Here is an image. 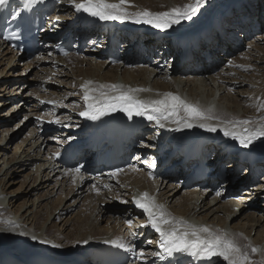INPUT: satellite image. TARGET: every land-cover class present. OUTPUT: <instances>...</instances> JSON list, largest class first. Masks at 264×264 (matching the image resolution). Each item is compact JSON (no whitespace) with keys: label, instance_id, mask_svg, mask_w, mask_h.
I'll return each mask as SVG.
<instances>
[{"label":"bare ground","instance_id":"6f19581e","mask_svg":"<svg viewBox=\"0 0 264 264\" xmlns=\"http://www.w3.org/2000/svg\"><path fill=\"white\" fill-rule=\"evenodd\" d=\"M54 1L56 5L51 9H54L53 13L59 17V20L53 26L52 33L63 36L68 33L75 35L74 52L82 46L84 48L77 56L73 52L60 57L51 50V44L55 39L49 38L47 41L46 37H43L42 40L48 43L29 61V65L33 60L45 64L49 71L47 78L39 81L40 84L36 86L37 94L32 92L34 88L29 84L30 82L24 83L15 90L27 91L21 97V101L23 104H28L26 109L29 114L25 115L32 119L30 122L33 126L29 127L26 136L16 143L10 155L3 151L6 147H0V260L16 250L27 255L33 251L32 248L37 247L43 251L49 249L64 259L83 257V261L78 264H95L92 262L89 250H84L83 246L91 240L107 239L116 244L131 245L136 253H144V256L140 257L125 249L133 258L131 264H151L156 261L155 257L161 248L160 236L148 223L147 215L143 210L136 212L134 206L135 199L142 193L148 192L176 221L207 226L214 233L227 235L248 253L249 264H264V175L257 179V183H252L251 175L244 176V174L237 177V171L228 172L220 180L215 175L208 187L185 188L181 186L182 180H177L180 172L175 177L153 179L151 177L153 167L147 164L159 154L157 150L167 145L168 139L177 134H185L188 138L210 136L217 142L208 152L215 151L217 147L222 154V147L218 141L231 138L224 136L221 131L224 124L244 120L253 122L252 125L235 123L234 130L239 132L242 127H253L264 120V109L257 110V105L264 102V34H261V29L264 27V0H258V7L253 5V10L250 8L249 12L243 11L249 15V21L243 25L241 34L234 35L237 38L241 37L242 41H238L242 45L233 47L228 38L218 34L219 44L212 43L207 46V51L211 54L208 62L202 61L191 52H185L187 62L179 60L178 64L168 72L165 65L170 58L166 56V49L171 42L176 37L194 36L205 30L208 26L206 17L210 7L212 6L213 10L219 7L217 13L219 14L223 5L227 3L226 6H229L233 0H205L192 20L181 21L166 30L154 28L149 24L136 23L131 19L101 21L91 16L89 18L95 19L100 25L90 28L81 27L79 18L87 13H77L69 0ZM191 2L192 0H131L133 7H129L128 10L137 12L147 9L153 13L166 12L173 7ZM231 13L232 11L229 14ZM239 18L238 21L244 20L243 16ZM229 22L232 27H241L237 21ZM253 23L260 29L257 27L247 30L246 27L252 26ZM118 24L125 26L127 31H135L141 35L138 44L122 46L120 63L110 64L102 59L101 55L104 53L92 47L94 40L90 39L86 45L81 43L82 34L91 37L102 33L101 27L103 29L112 25L116 27ZM155 33L163 36L164 43L153 41L152 35ZM124 34L129 35V33ZM249 35L250 39L243 41L244 36ZM116 36L122 42H132L128 39L129 36L124 37L119 33H116ZM207 38L214 41L209 33ZM130 46L135 49L129 50ZM148 47L156 48V51L151 53L147 50ZM0 48L3 49L1 44ZM139 48L142 49L137 50ZM216 48L222 52V59L216 57ZM154 54H157L156 58L153 57ZM14 55L20 58L19 54L14 53ZM149 55H151L150 60ZM24 64L28 63L21 65ZM8 65H12V60L8 61ZM89 81L92 82L88 85L89 89L97 90L90 94L97 98L100 97L101 91L116 95L117 93L109 89H99V85L113 84L121 85L123 89H150L133 94L136 99L142 101L164 99L165 94L168 93L179 96L202 110L211 109L213 119L210 123L218 125L217 131L208 132L198 126L199 121L193 122V127L190 128L178 126L173 121L185 115L183 110L177 117L161 120L164 127H160L155 121L147 120L146 116H136V122L142 124L143 133L138 135L139 145L132 148V163L116 172V176H112V172L99 171L93 176L84 171L77 175L71 171L73 169L63 168L54 162L53 155L64 142L69 138H75L76 132L81 130L83 116L80 113L87 110L88 103L84 100L85 89L82 85ZM14 86L16 88V85ZM3 88L4 86H1L0 91ZM21 101H12L10 104L15 108L21 104ZM149 114L157 115L151 112V109ZM20 121L10 130L14 131L24 120ZM8 123V120L0 122V141L3 139L2 133L9 131ZM26 125L19 130H24ZM251 146L255 150L264 149V137L255 140ZM139 155H144L145 158L139 160ZM260 159L262 162L258 165L260 173H263L264 155L261 154ZM213 160L214 158H209L207 161ZM222 162L226 164L228 159ZM141 163L145 166L140 167ZM229 167L230 165L227 169ZM18 176L22 177L21 184L13 189L11 188L13 184L18 182L13 178ZM27 180V186L34 185V187L22 196L23 201L17 202L18 198L13 195L24 187L23 182L26 183ZM207 180L209 181V178ZM48 181L52 184L46 190ZM69 182H71V192L67 193L65 189ZM94 185L99 189V194L93 188ZM38 189L45 190L38 194ZM8 195L12 198H7ZM70 195L73 199L69 202ZM86 195H89L87 206L91 208V218L88 212L87 215H84L85 212L72 214L76 200L83 197L82 200L85 201ZM31 196H33L32 203L38 201L34 209L32 204L30 205L32 208L27 206L28 198ZM225 196H233L234 199L225 200ZM63 201L69 203H65L62 208L60 205ZM54 213H56L54 217L58 220L51 222L49 219ZM47 221L48 224L45 226ZM59 227L63 229L61 232ZM249 245L260 251L251 252ZM207 264H227V262L222 257H211Z\"/></svg>","mask_w":264,"mask_h":264},{"label":"snow or ice","instance_id":"6c2138e0","mask_svg":"<svg viewBox=\"0 0 264 264\" xmlns=\"http://www.w3.org/2000/svg\"><path fill=\"white\" fill-rule=\"evenodd\" d=\"M37 2L38 0H23L26 8ZM69 2L74 6L77 13H87L89 16L98 18L101 21L131 19L136 23L149 24L154 28L166 30L181 21L192 20L199 12L201 5L205 3V0H192L191 3L173 7L170 11L158 13H153L147 9L130 12L128 10L129 7H133L131 0H116V2H111V0H79V2L77 0H69ZM7 3L8 0H0V6ZM19 15V12L14 13V17ZM57 20H59V17H57ZM9 38L11 37H5V39ZM91 83L89 81L82 85L85 89L84 100L88 103L87 110L80 113V115L89 119L97 120L108 112L119 110L125 112L129 118L134 115L146 116L147 120L155 121L160 127H164L165 125L161 123V120L177 117L180 111L183 110L185 115L173 121L178 126L190 128L193 127V122L199 121V127L206 129L208 132L217 131L218 125L210 123L213 119L211 109L202 110L199 106L189 104L179 96L168 93L165 94L164 99L142 101L136 99L133 94L150 91V89H123V86L113 84L99 85V89H109L111 92L117 93L116 95H109L108 92L101 91L100 97L97 98L90 94L97 91L96 89H89L88 85ZM149 109L157 115L149 114ZM260 109H264V102L257 105V110L259 111ZM235 123L252 125L253 122L250 120L228 122L221 128L224 136L238 140L239 144L244 148H248L258 138L264 137V120L253 127H242L239 132L234 130ZM57 155L59 154L57 153ZM152 167H155V163L152 164ZM71 171L78 175L81 172V168L77 167ZM111 175L116 176L117 173L114 172ZM73 179L75 180V176ZM105 187L108 186L105 185ZM93 188L99 194V189L95 185ZM134 202L147 215V220L151 227L159 233L160 247L169 255L174 252H187L192 256L222 257L227 264H249L248 253L243 251L234 239L229 238L227 235L214 233L207 226H196L184 221H176L175 218L166 212L163 205L155 202V198L150 196L148 192L142 193ZM41 242L44 243L45 241ZM54 246L59 247V245ZM118 246L132 251L140 257L144 256L143 252L136 253L131 245L119 243ZM248 247L251 248L253 253L260 251L254 246L249 245Z\"/></svg>","mask_w":264,"mask_h":264},{"label":"rangeland","instance_id":"374dc122","mask_svg":"<svg viewBox=\"0 0 264 264\" xmlns=\"http://www.w3.org/2000/svg\"><path fill=\"white\" fill-rule=\"evenodd\" d=\"M234 1L235 0H233L232 3ZM226 4H224L222 8L226 7ZM211 7H210V10L208 11V14H207V17H206V21L207 22H208V20H209V22H211L212 19L214 20V18H212L211 16H214L215 17L217 15V13H218V10H219V7L217 8V10H213V8H211ZM209 12H211V13L209 14ZM263 15H264V13H263ZM239 19L242 20V18H239ZM254 25L255 24L253 23L252 26H247L246 29L247 30H252V29L256 28V27H254ZM263 25H264V22H263ZM258 28L260 29V27H258ZM261 30H262L261 31V34H264V27ZM1 49L2 48H0V88H1V86H4V88H3L2 91H0V122H2L4 120H8V122H9L8 123L9 124L8 127H9V131L10 132L8 131V132H3L2 133L3 139L0 141V147L1 148H5L6 147L3 151H5L7 153V155H10L12 153L13 148L15 147L16 143H18L22 138H24L26 136V134H27V131L29 130V127H32L33 126V123L30 122V120H32V119L30 117H26V115H25V114H27V115L29 114V111H27L28 109H26V107L28 106V104H23V102L21 101V97L24 94H26L27 91L26 90L24 91V90H20L19 89L18 90L19 92H18V91H15V90L19 86L22 87L24 85V83L30 82L29 84H31V87L34 88L32 90V92L35 93V94H37L36 92L38 90L37 89L38 87H36V86H38L43 79H46L47 78L46 76H48V72L49 71H48V69H47V67H46L45 64H41V63H39L36 60H33V62L31 61L32 64L30 63V65H29V61L32 60L33 57H31V58H26V57H23L22 58V57H20L19 58L17 55H14V53L11 50H9V49H7V48L6 49L3 48L2 50ZM74 55L77 56L78 54L75 53ZM9 60H12V65H8L7 66ZM22 63H28V64L21 65ZM30 66H31V68H30ZM25 68H27V69H25ZM49 78L52 79L51 77H49ZM16 83H18V84H16ZM14 85H16V88H14L15 87ZM6 87H7V89H5ZM12 101H15V102L16 101L17 102H20L21 101V104L19 106H17V107L15 106V108H14V106L11 105L12 104L11 103ZM4 103H6V105H4ZM8 109H9V112H8ZM10 117H12V119H9ZM21 119H22V121L23 120L24 121L14 131L13 130L11 131L10 129H12V127L16 123L21 122L20 121ZM9 120H11V121H9ZM25 124H27L24 127L25 129L20 131L19 130L20 127L24 126ZM0 129H1V127H0ZM4 136L6 138H4ZM42 148L44 150V146ZM0 163H1V159H0ZM32 174H33V172H32ZM13 180H16L18 182L16 183L17 185L16 184L15 185L13 184V186L11 188H13V187L16 188V187H19L18 186L19 184H21L22 177H19V176H18V178L17 177H14ZM29 180H31V179H29ZM48 182H49V185L45 188L46 190H47V188H50V186L52 184L51 181H48ZM27 183H28V180H27L26 183L23 182V184H25L24 187L21 188L18 193H16V194L14 193L13 196L14 197L16 196L15 198H18V201L17 202L23 201L22 196H24V194H26L28 191L32 190V188L34 187V185H32L31 187L27 186ZM69 183L70 184H66L68 187L65 189V192H67V193L71 192V182H69ZM45 189H38V194H39V192L42 193V191L45 190ZM54 193H55V191H54ZM56 196H57V194L54 195V198ZM9 197L12 198L11 196L8 195L7 198H9ZM85 197H86L84 199L85 201L82 200L83 197H81L79 199L80 201L79 200H76V202H75L76 206H75V209H74V211H73L72 214H74L76 212L77 213L78 212L79 213L80 212H85L84 215L85 214L87 215L89 213V216H90V209L91 208L89 206H87V204H88V200L87 199H88L89 195L88 196L86 195ZM109 198L111 199V197H109ZM72 199H73L72 198V195H70V198L68 199V201L70 202ZM32 201H33V196H31V197L28 198V205L27 206H30L32 204L33 205V209H34L35 206H37L38 201L36 200L33 203H32ZM68 201H67V203H66V201H63L64 203L62 202L61 205H60V207L63 208L64 205H65V203L66 204L69 203ZM43 203L44 202H42V204ZM81 205H82V207H81ZM84 205H86V207ZM118 206L119 205H116V207H118ZM120 206H122V205L120 204ZM29 208H32V207L30 206ZM88 208H89V211H88ZM76 209H78L80 211H77ZM81 209L83 211H81ZM86 209H87V211H86ZM56 213H54V215L51 216V218L49 219V221L51 220V222H54V221H57L58 220L57 218L54 217V216H56ZM90 218H91V216H90ZM47 224H48V221L46 222L45 226ZM61 230H63L62 227H59V232H61ZM252 234H254V233L252 232Z\"/></svg>","mask_w":264,"mask_h":264}]
</instances>
